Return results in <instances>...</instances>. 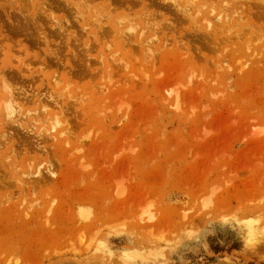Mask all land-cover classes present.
I'll return each mask as SVG.
<instances>
[{"label":"rangeland","instance_id":"1","mask_svg":"<svg viewBox=\"0 0 264 264\" xmlns=\"http://www.w3.org/2000/svg\"><path fill=\"white\" fill-rule=\"evenodd\" d=\"M123 259L264 264V0H0V264Z\"/></svg>","mask_w":264,"mask_h":264},{"label":"bare ground","instance_id":"2","mask_svg":"<svg viewBox=\"0 0 264 264\" xmlns=\"http://www.w3.org/2000/svg\"><path fill=\"white\" fill-rule=\"evenodd\" d=\"M148 43V42H147ZM150 43V42H149ZM150 45H151V43H150ZM147 46L148 48L150 47L151 48V46ZM12 93V92H11ZM10 94V93H9ZM11 95V94H10ZM12 96V95H11ZM13 97V96H12ZM11 99V98H10ZM3 100V99H2ZM12 100V99H11ZM11 100L9 101V102H6V103H4L5 104V106H6V108L5 109H7L6 111H7V117L8 118H13V117H16V115L14 116V113L16 112V110H17V108H16V110L14 111V107L12 106V104H11ZM14 100V99H13ZM6 101H8V100H6ZM4 102V101H3ZM5 106H3V107H5ZM17 118V117H16ZM57 125V124H56ZM55 127V126H54ZM52 129H54L53 128V124H52ZM65 132V131H64ZM63 132V133H64ZM62 133V132H61ZM61 133H59V134H61ZM58 135V134H57ZM51 136V135H50ZM54 136H55V134H54ZM52 137V136H51ZM52 138H54V137H52ZM46 169V168H45ZM45 169L44 170H42L40 167H37L36 168V170H35V172L33 173L34 175H37L38 177H37V180H44V179H46V176L44 175V173H43V171H45ZM49 169V168H48ZM48 169H46L47 171H49V173L51 174V175H54L55 173L54 172H52L50 169L48 170ZM51 177V176H50ZM51 178H53V177H51ZM47 180V179H46ZM46 182V181H45ZM135 254V255H134ZM131 253V255H130V252L128 253V255L129 256H131V257H138L139 255L141 256V254H139V253ZM133 255V256H132ZM134 257V258H135ZM127 260V259H126ZM124 259H123V263H124ZM17 262V261H16ZM126 262V261H125ZM133 262H135V261H133ZM122 263V264H123ZM127 263V262H126ZM125 264V263H124ZM128 264V263H127ZM131 264V263H130Z\"/></svg>","mask_w":264,"mask_h":264}]
</instances>
